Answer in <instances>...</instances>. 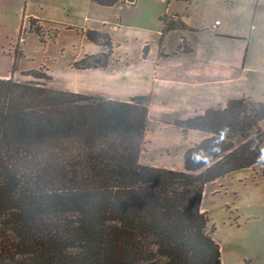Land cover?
Masks as SVG:
<instances>
[{
    "label": "trees",
    "instance_id": "trees-1",
    "mask_svg": "<svg viewBox=\"0 0 264 264\" xmlns=\"http://www.w3.org/2000/svg\"><path fill=\"white\" fill-rule=\"evenodd\" d=\"M161 23L163 35L184 28ZM86 37L111 49L106 35ZM263 122L264 105L244 99L175 121L204 137L173 171L140 162L146 106L0 80V264H222L204 189L255 167L264 182Z\"/></svg>",
    "mask_w": 264,
    "mask_h": 264
},
{
    "label": "crops",
    "instance_id": "crops-1",
    "mask_svg": "<svg viewBox=\"0 0 264 264\" xmlns=\"http://www.w3.org/2000/svg\"><path fill=\"white\" fill-rule=\"evenodd\" d=\"M164 16L184 28L163 35ZM87 32L106 35L111 49L90 42ZM182 33V42L168 44L172 34ZM105 53L104 68L76 66ZM9 79L143 106L150 98L160 115L182 113L198 97L226 98L212 109L233 99L264 105V0H125L112 6L94 0H0V80ZM174 127L182 136L199 133ZM186 149L173 171L182 170Z\"/></svg>",
    "mask_w": 264,
    "mask_h": 264
},
{
    "label": "rangeland",
    "instance_id": "rangeland-1",
    "mask_svg": "<svg viewBox=\"0 0 264 264\" xmlns=\"http://www.w3.org/2000/svg\"><path fill=\"white\" fill-rule=\"evenodd\" d=\"M183 38H187L184 33L172 34L167 42L175 46ZM225 100L193 98L182 113L166 110L160 115L150 106V98L143 99L149 116L140 162L179 170L183 150L198 142L201 134L182 136L174 122L197 116L206 108H221ZM261 127L264 128V122ZM261 152L264 157V143ZM202 208L209 227L214 228L213 238L220 247L222 264H264V182L258 167L234 172L209 184Z\"/></svg>",
    "mask_w": 264,
    "mask_h": 264
},
{
    "label": "built area",
    "instance_id": "built-area-1",
    "mask_svg": "<svg viewBox=\"0 0 264 264\" xmlns=\"http://www.w3.org/2000/svg\"><path fill=\"white\" fill-rule=\"evenodd\" d=\"M219 24H220L219 21H216V22L212 25V27L215 28V27L219 26Z\"/></svg>",
    "mask_w": 264,
    "mask_h": 264
}]
</instances>
